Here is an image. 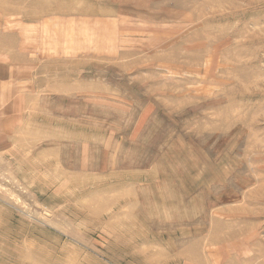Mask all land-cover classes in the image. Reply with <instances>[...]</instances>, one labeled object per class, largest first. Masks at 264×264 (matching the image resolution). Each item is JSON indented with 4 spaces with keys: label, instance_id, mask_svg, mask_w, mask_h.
<instances>
[{
    "label": "rangeland",
    "instance_id": "obj_1",
    "mask_svg": "<svg viewBox=\"0 0 264 264\" xmlns=\"http://www.w3.org/2000/svg\"><path fill=\"white\" fill-rule=\"evenodd\" d=\"M0 60V264H264V0H0Z\"/></svg>",
    "mask_w": 264,
    "mask_h": 264
},
{
    "label": "crops",
    "instance_id": "obj_2",
    "mask_svg": "<svg viewBox=\"0 0 264 264\" xmlns=\"http://www.w3.org/2000/svg\"><path fill=\"white\" fill-rule=\"evenodd\" d=\"M6 66L0 60V157L11 152L18 135L24 134L25 127L24 99L19 92L20 84L25 81L10 79Z\"/></svg>",
    "mask_w": 264,
    "mask_h": 264
},
{
    "label": "bare ground",
    "instance_id": "obj_3",
    "mask_svg": "<svg viewBox=\"0 0 264 264\" xmlns=\"http://www.w3.org/2000/svg\"><path fill=\"white\" fill-rule=\"evenodd\" d=\"M157 136V135H156ZM139 159V158H138ZM136 164V163H135ZM215 200V199H214Z\"/></svg>",
    "mask_w": 264,
    "mask_h": 264
}]
</instances>
